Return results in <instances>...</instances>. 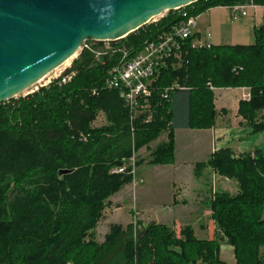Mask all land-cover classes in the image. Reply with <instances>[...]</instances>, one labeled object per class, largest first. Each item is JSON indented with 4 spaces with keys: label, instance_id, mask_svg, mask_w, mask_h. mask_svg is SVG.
Instances as JSON below:
<instances>
[{
    "label": "trees",
    "instance_id": "1",
    "mask_svg": "<svg viewBox=\"0 0 264 264\" xmlns=\"http://www.w3.org/2000/svg\"><path fill=\"white\" fill-rule=\"evenodd\" d=\"M251 3L264 7V0H200L187 10L200 16L212 8ZM183 20L171 11L117 46L137 54ZM192 40L181 68L170 67L159 78L151 114L133 120L120 92L105 88L116 58L97 61L95 42H86L72 62L76 75L71 82L55 81L0 103V264H226L220 257L223 242L233 247L236 264H264L263 150L235 156L233 150L221 149L196 164V178L211 168L239 184L236 196L218 193L209 202L220 232L214 239H198L192 227L178 237L157 223L138 233L133 225L125 230L112 226L103 244L92 238L110 198L133 180L131 174L112 170L165 132L168 141L152 152L149 164L173 165L175 129L216 125L209 82L217 89H250L251 99L240 103L239 114L253 133L264 132V26L255 30L251 46L193 49ZM176 81L188 90L160 100V91ZM99 114L107 124L92 129ZM80 132L93 137L83 143L71 138Z\"/></svg>",
    "mask_w": 264,
    "mask_h": 264
},
{
    "label": "water",
    "instance_id": "2",
    "mask_svg": "<svg viewBox=\"0 0 264 264\" xmlns=\"http://www.w3.org/2000/svg\"><path fill=\"white\" fill-rule=\"evenodd\" d=\"M198 1L0 0V103L43 81L84 43H118Z\"/></svg>",
    "mask_w": 264,
    "mask_h": 264
},
{
    "label": "crops",
    "instance_id": "3",
    "mask_svg": "<svg viewBox=\"0 0 264 264\" xmlns=\"http://www.w3.org/2000/svg\"><path fill=\"white\" fill-rule=\"evenodd\" d=\"M216 10L230 12L228 7H217L198 16L196 33L199 37H204L203 35L207 32L211 35L212 25H218L219 21L214 13ZM251 10L254 11V22L257 18H260V21L264 20V7L257 6L256 9ZM258 27L259 25L255 23L244 21L236 30V37L228 35L227 42L218 46H251L255 43V30ZM253 40L254 43L249 42ZM212 45L217 46L213 43ZM217 90L220 93L217 98L214 96L217 112L216 125L207 130H193L184 127L175 129V163L170 166H153L161 171L156 176L170 180L168 182L171 185L172 195L169 203L160 205L151 197L153 190L150 189L143 191L145 197L141 200V206L138 205L140 219H146L145 221L149 223L156 222L172 226L173 229L180 231L186 226L192 227L196 237L201 240L214 239L217 229L211 219L210 209L206 207L207 197L211 196V190L207 191L206 183L208 182L205 178L208 174L211 175V170H206L205 176L198 179L195 177L196 164L209 161L213 154L221 149L229 148L233 150L235 156H239L264 148V132L253 133V129L239 114L240 103L246 88ZM190 175L191 179H189ZM114 198L110 201L115 200ZM263 253L264 249H262ZM220 257L226 264L236 263L234 249L226 242L221 245Z\"/></svg>",
    "mask_w": 264,
    "mask_h": 264
},
{
    "label": "built area",
    "instance_id": "4",
    "mask_svg": "<svg viewBox=\"0 0 264 264\" xmlns=\"http://www.w3.org/2000/svg\"><path fill=\"white\" fill-rule=\"evenodd\" d=\"M187 7L175 11L182 15L184 18L183 22L159 35L157 40L147 42L137 54L125 48L111 46V44L115 43L110 41L97 43L105 45V48L93 50L97 61H101L105 56L116 58L109 72V77L105 82V88L120 92L125 106L130 110L132 120L146 112L151 114L154 93L158 90L157 84L159 83V78L163 71L170 67L181 68L185 56L184 52L190 39H193L191 41V48L193 49L210 48L212 46L210 34H207V39L203 40L196 33L198 16H191ZM228 8L232 19L238 21L240 18L248 15V9H256L257 6L251 3L249 5H236ZM155 22L157 20H154L152 23ZM71 67V65L63 66L58 71L56 70L57 73L55 71L47 76L48 84L45 87L55 81H58L59 85L71 82L76 75L75 72L71 71ZM53 74L55 75L52 76ZM208 87L210 90L215 91V87L211 82L208 83ZM179 90H188V88H185L177 81L173 82L160 91V100L169 101L172 94ZM246 91L242 97L243 101L251 99L250 89L246 88ZM151 119L152 115H149L146 123H149ZM71 138L80 143L89 140L81 132L78 135H72ZM134 160V158L131 160V165H133ZM126 171L127 168L122 166L112 170L111 173L124 174Z\"/></svg>",
    "mask_w": 264,
    "mask_h": 264
},
{
    "label": "rangeland",
    "instance_id": "5",
    "mask_svg": "<svg viewBox=\"0 0 264 264\" xmlns=\"http://www.w3.org/2000/svg\"><path fill=\"white\" fill-rule=\"evenodd\" d=\"M247 12H248V15L246 17H242L240 18V20L234 21L231 17L230 12H228L227 10H216L214 13L217 15V19L219 22L217 26L212 25V27L210 28V33L212 35L211 42L217 46L221 44H225L227 42L226 37L228 35H231V37H236L235 32L241 26L242 22L244 21L255 23L259 25V27L264 26V20L260 21V18H257V20H255L254 22V19H253L254 11H252L251 9H248ZM165 15L166 14H164L163 17ZM161 18L162 17H159V18H156L155 20L158 21ZM206 19H208V17ZM202 27L203 26L201 25V28ZM207 33L203 35L204 36L202 37L203 40L207 39L206 38ZM249 42L254 43V40L249 41ZM245 43H248V42H245ZM92 45L93 46L96 45L99 48H102V47L105 48V45L103 44L92 43ZM117 45H119V42L115 44H111V46H117ZM85 47H87L86 43H84L80 51L72 59H70L67 63H65L63 66H69V65L72 66V62L78 57L79 53ZM54 75L55 74H53L52 76ZM47 84H48V79L45 78L43 81H41L40 83H38L37 85H35L34 87L26 91L25 93H23L21 96H18L16 99L21 98V97L23 98L35 92H38L41 88L45 87ZM226 89H232V88H226ZM210 91L214 93V96H216V98L218 94L220 93V91H218L216 87H215V91H212V90ZM242 102L244 101L242 100ZM263 114L264 113H262L260 116H262ZM244 121L247 123L246 120ZM106 124L107 123H106L105 116L103 114H99L98 117L91 124V128L98 129V128L106 126ZM81 133L84 134L87 138L93 137L91 133H86V132H81ZM157 141L158 143L160 142L159 144L163 142H167L168 132H165L164 134H162V136L159 139H157L155 142ZM155 142L152 143L153 145L150 144L152 145L151 147L150 146L144 147L139 152H136L123 165L127 168L126 173L131 174L133 176V180L130 184L125 185L118 193H116L115 195L111 197V198L115 197L114 198L115 200H113L112 202L109 200V204L107 205L105 210L102 212L101 219L99 220L96 228L91 233L92 238H94L98 244L105 243L107 236L111 232L112 226H115V225L121 226L122 229L125 230L128 228V226L133 225L136 232L138 233L142 227L144 228V226H147L150 223H156V222L149 223L145 221L146 219L145 220L140 219V215H138V205L141 206L140 205L141 200L142 198L145 197L143 194L144 190H150V189L153 190L151 197H153L154 200H157V202L160 205L164 203H169V200L171 199V195H172L170 191L171 185L169 184L170 182H168L170 180L166 178H159L158 176H156L161 171L157 168H153V166L149 164V161L151 160L150 156L152 152L158 147L157 145L158 143H155ZM261 149L264 151V148H261ZM133 158L135 160L133 161V165H131L132 164L131 160ZM206 170H211L210 171L211 175L208 174L205 178V181L208 182L206 183L207 191L211 190L210 191L211 196L207 197V202H206L207 209H209V205H210L209 202L214 199L215 194H218V193L225 194L226 193L230 196H236L239 193L240 189H239V184L237 182L227 179L224 176H221L220 174H218L211 168H207ZM206 170L203 171L201 177L205 176ZM189 179H191V175L189 176ZM210 212L212 216V211L210 210ZM263 218H264V214H263ZM161 225H165V224H161ZM165 226L169 227L172 230V232L175 234V236L179 237L180 235L179 232H181L180 230L173 229L172 226H168V225H165ZM186 227H189V226H186ZM216 229H217V226H216ZM216 234L217 235L220 234L218 229H217ZM262 249H261V255H264V253L262 254ZM68 264H74V263L70 262ZM229 264H236V263L229 262Z\"/></svg>",
    "mask_w": 264,
    "mask_h": 264
},
{
    "label": "bare ground",
    "instance_id": "6",
    "mask_svg": "<svg viewBox=\"0 0 264 264\" xmlns=\"http://www.w3.org/2000/svg\"><path fill=\"white\" fill-rule=\"evenodd\" d=\"M57 71H58V69H57ZM57 71H56V72H57Z\"/></svg>",
    "mask_w": 264,
    "mask_h": 264
}]
</instances>
